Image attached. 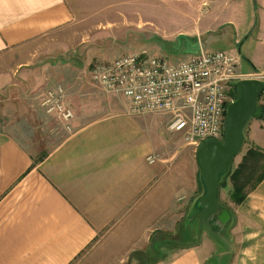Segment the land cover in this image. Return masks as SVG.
<instances>
[{"label":"crops","instance_id":"0c3cea01","mask_svg":"<svg viewBox=\"0 0 264 264\" xmlns=\"http://www.w3.org/2000/svg\"><path fill=\"white\" fill-rule=\"evenodd\" d=\"M143 1L184 17L190 14L185 9L195 6L197 14L188 23L159 37L173 41L183 35L189 49H196L204 35L227 32V49L237 54L239 70L264 78V0H207L209 13L199 18L203 0ZM78 6L80 0H0V61L9 49L71 25ZM247 40L251 49L244 52L240 48ZM14 76L0 67V91L6 81L15 83L8 92L37 81L27 71L24 83ZM84 83L62 84L73 111L70 130L38 106L39 116H45L40 126L65 130L47 147L30 149L6 127L15 119L11 109L27 110L18 95L15 103L0 102V264H140L135 252L149 248L151 236L174 227L179 200L187 199L189 206L182 208L187 211L203 191L197 147L165 128L166 115L132 113L122 97ZM257 103L264 105V90ZM250 118L243 143L264 152V116ZM149 154L155 156L151 162L145 159ZM226 182L217 190V201L231 216L222 227L212 223L228 241L229 252L204 230L211 240L177 247L163 257L155 254L152 264H207L209 241L217 250L208 264H264V176L245 187L238 203L229 198Z\"/></svg>","mask_w":264,"mask_h":264},{"label":"rangeland","instance_id":"374dc122","mask_svg":"<svg viewBox=\"0 0 264 264\" xmlns=\"http://www.w3.org/2000/svg\"><path fill=\"white\" fill-rule=\"evenodd\" d=\"M80 2L81 6L77 7L71 25L44 35L40 39L26 44L23 48H11L2 55L5 60L0 61V67L9 69L20 83H24L21 80H24L23 75L26 71L30 76L37 78L34 86L25 83L23 88L12 89L11 92H8L7 88H14L15 83L6 81L3 84L7 86H4V91H0V102H5L9 98L10 103H15V97L18 95L21 106L27 108L22 114L11 109L10 113L15 119L12 121L11 118L6 127L30 149L35 144L47 147L65 132L61 127L39 125L45 116L43 114L39 116L37 108L46 88L57 83L63 86L65 82L73 85L86 82L84 84L92 87L93 82L88 74L91 64L110 59L121 53L143 50L147 53L164 55L171 60L178 59L187 51L169 49L167 47L170 45L161 43L158 40L160 38L154 36L159 37L158 34L173 30L177 24L188 23L191 17L197 14L195 6L189 7V10L185 9L190 14L184 17L182 13L170 10L158 3L157 5L151 3L152 6H150L143 0H136L133 4H128L129 0H80ZM199 8L202 10H200L198 18L209 13L205 12L207 6L200 5ZM204 36L206 39L202 40V37L199 41L200 45L207 49L227 48V42L231 40V37L227 36V32L225 35L211 33V36ZM248 43V40L244 41L240 50L248 52L251 49L248 48ZM232 45L235 48L240 47V42H232ZM242 64L245 65L246 62L242 60ZM234 93L235 91L232 89L231 95L233 96ZM27 118H30L29 121ZM31 119L35 124L29 123ZM33 138L35 139L33 140ZM246 145L247 141L235 154L231 162L232 166L238 162L237 160L244 152ZM255 173L256 171H254ZM220 192L222 191L220 190ZM179 204L181 205L179 206ZM184 206L188 207L189 205L187 199L182 198L178 203V213L175 214L177 220L174 227L161 230L164 236L162 239H167V241L159 247L160 249L158 248L161 252L159 255H169L177 247H182L194 240L196 222L190 220L189 212L186 213L190 210L183 211ZM179 209H182L183 213ZM184 225L191 230V233L186 237L179 233V229ZM202 231L204 229L200 230L198 240H211V237L208 234H202ZM211 242H208L209 257L217 250V246L213 244V241ZM214 259L215 257L211 258V262Z\"/></svg>","mask_w":264,"mask_h":264},{"label":"built area","instance_id":"2783aa9c","mask_svg":"<svg viewBox=\"0 0 264 264\" xmlns=\"http://www.w3.org/2000/svg\"><path fill=\"white\" fill-rule=\"evenodd\" d=\"M89 76L103 92L125 99L130 112L166 115L165 128L196 147L207 139H223L225 106L234 98L236 80L262 78L257 72H241L234 51L200 44L174 60L143 50L121 53L93 62ZM40 105L56 115L65 130L71 129L73 111L61 84L46 88ZM154 157L149 154L145 159L151 162Z\"/></svg>","mask_w":264,"mask_h":264},{"label":"water","instance_id":"95a60500","mask_svg":"<svg viewBox=\"0 0 264 264\" xmlns=\"http://www.w3.org/2000/svg\"><path fill=\"white\" fill-rule=\"evenodd\" d=\"M197 46V45H196ZM194 46V47H196ZM197 48V47H196ZM189 49V51H194ZM238 94L225 106V130L222 140L207 139L197 149L196 161L205 191L198 196L199 209L194 213L196 237L203 228L211 237L220 241L229 252L230 245L220 229H214L212 222L222 226L230 213L217 201L218 172L225 169L229 161L241 149L244 142V127L255 108L256 99L264 90V78L243 77L236 80Z\"/></svg>","mask_w":264,"mask_h":264},{"label":"trees","instance_id":"16d2710c","mask_svg":"<svg viewBox=\"0 0 264 264\" xmlns=\"http://www.w3.org/2000/svg\"><path fill=\"white\" fill-rule=\"evenodd\" d=\"M154 37L160 38L156 36ZM160 39L158 40L161 43L170 45L167 48L181 50L182 52L188 51L189 50L188 46L191 45L189 44V42H187V39H185L183 35H179V37L175 38L173 41L165 40L162 38ZM237 94H238V84L236 85L235 93L233 94L234 98L237 96ZM251 116L256 118H262L264 116V105L257 103V99H256L255 108ZM254 171H256L255 174ZM198 173L200 177L199 168H198ZM263 176H264V152L259 150L257 146H254L253 144H248L245 147V150L242 153L240 160L234 166H232L231 161H229L227 167L218 172V188L224 187L227 183L226 180H228L230 184L229 187L227 188L228 196L234 203H238L245 196V191H246L245 187H253ZM200 180L202 181L201 177ZM204 191L205 188L203 187L202 193ZM197 199L198 196H196L195 198V203L194 202H193L194 204L192 203L193 204L192 208L188 209L190 211L186 212V213L189 212L188 215L190 220H195L194 213L199 209V206L196 204ZM187 227L184 225L181 227V229H179V233H181L184 237L188 236L191 233V230ZM211 227L214 228V226ZM162 237L164 236L158 238L151 236L150 247L145 249V251L143 252L140 251L135 252L140 264H152L154 261L157 260L155 254L161 253L158 250V248L161 247V245L165 241H167V239L166 240L162 239ZM197 242H198V237L194 235V240L183 246H189ZM163 256H164L163 254L160 255V257ZM211 258L212 256H210L207 259V263H211Z\"/></svg>","mask_w":264,"mask_h":264},{"label":"flooded vegetation","instance_id":"af4514ba","mask_svg":"<svg viewBox=\"0 0 264 264\" xmlns=\"http://www.w3.org/2000/svg\"><path fill=\"white\" fill-rule=\"evenodd\" d=\"M235 89H236V86L233 87V91H235ZM195 222H196V220H195ZM202 229H203V228H202Z\"/></svg>","mask_w":264,"mask_h":264}]
</instances>
